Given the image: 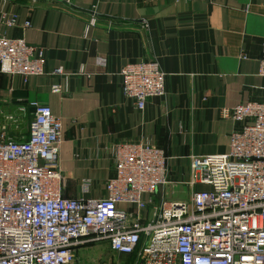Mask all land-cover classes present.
<instances>
[{"label":"crops","instance_id":"0c3cea01","mask_svg":"<svg viewBox=\"0 0 264 264\" xmlns=\"http://www.w3.org/2000/svg\"><path fill=\"white\" fill-rule=\"evenodd\" d=\"M3 15L16 16V25L6 26ZM0 35L44 53L42 76L0 74V121L18 116L7 134L26 140L34 104L61 118L67 198L103 199L117 146L148 143L162 147L168 162L154 203L182 202L206 189L191 184L192 157L230 151L238 125L221 111L263 98L264 0H7ZM147 60L166 74V92L140 110L124 95L121 71ZM59 68L66 76L55 74ZM60 84L63 91L54 93ZM26 115V132H18Z\"/></svg>","mask_w":264,"mask_h":264},{"label":"built area","instance_id":"2783aa9c","mask_svg":"<svg viewBox=\"0 0 264 264\" xmlns=\"http://www.w3.org/2000/svg\"><path fill=\"white\" fill-rule=\"evenodd\" d=\"M1 22L12 27L17 17L3 15ZM259 63L264 77V42ZM44 69L43 51L0 35V74L27 79ZM55 74L66 76L62 68ZM121 75L125 97L140 110L165 95L166 74L155 60L129 63ZM34 105L26 140L7 134L18 116L0 121V264H75L89 242H108L112 252L136 256L137 264H264V92L261 101L221 111L238 125L228 153L192 157L191 184L206 189L189 202L159 205L154 196L167 184V155L148 143L117 146L116 174L103 199L65 197L63 122L49 106ZM148 208L153 215L145 219Z\"/></svg>","mask_w":264,"mask_h":264},{"label":"rangeland","instance_id":"374dc122","mask_svg":"<svg viewBox=\"0 0 264 264\" xmlns=\"http://www.w3.org/2000/svg\"><path fill=\"white\" fill-rule=\"evenodd\" d=\"M28 116H24L18 132H26ZM169 201V200H167ZM190 197L182 202H189ZM137 264L136 256L117 254L110 250L108 242H89L78 250L75 264Z\"/></svg>","mask_w":264,"mask_h":264},{"label":"trees","instance_id":"16d2710c","mask_svg":"<svg viewBox=\"0 0 264 264\" xmlns=\"http://www.w3.org/2000/svg\"><path fill=\"white\" fill-rule=\"evenodd\" d=\"M129 256H132V255H129Z\"/></svg>","mask_w":264,"mask_h":264}]
</instances>
